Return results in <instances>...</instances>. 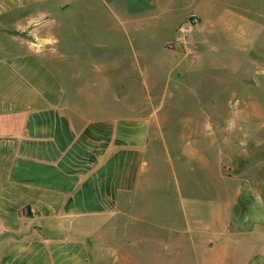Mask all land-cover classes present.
<instances>
[{
	"label": "crops",
	"instance_id": "crops-1",
	"mask_svg": "<svg viewBox=\"0 0 264 264\" xmlns=\"http://www.w3.org/2000/svg\"><path fill=\"white\" fill-rule=\"evenodd\" d=\"M179 1L0 0V18L27 15L12 26L25 35L0 37V264H97L83 224L117 215L145 193L147 156L160 144L168 146L161 124L169 121L156 117V102L186 58L154 51L145 63L152 71L151 83L143 76L141 84L138 78L145 99L126 103L130 97L125 96L119 105L116 95L101 115L76 111L68 101L67 82L46 60L56 49L61 72H83L79 50L92 52L101 45L85 21L96 17L94 3L128 32L140 29L138 23L155 12L180 10ZM183 1L190 9L202 2L209 12L222 4L224 15L212 23L211 33L221 36L222 29L235 36L234 45H250L248 56L240 59L249 62V72H235L240 84L227 106L239 110L233 127L237 149L213 177L207 165L183 168L186 200L181 196L180 209L183 191L178 168L172 166L176 195L160 201L170 204L172 214L176 206L177 214L167 230L154 235L152 249L139 244L136 264H264V101L255 91L264 85V27L234 19L229 0ZM190 9L197 15V9ZM110 45L119 43L112 38ZM195 50L203 62L205 40L195 38ZM115 61L118 56L113 68ZM180 70L177 79L189 69ZM210 178L219 187L215 200L199 196L206 193ZM160 225L165 227L166 221L160 219Z\"/></svg>",
	"mask_w": 264,
	"mask_h": 264
},
{
	"label": "rangeland",
	"instance_id": "rangeland-1",
	"mask_svg": "<svg viewBox=\"0 0 264 264\" xmlns=\"http://www.w3.org/2000/svg\"><path fill=\"white\" fill-rule=\"evenodd\" d=\"M203 1L207 2V0ZM229 1L231 2L229 7L236 12L234 19L238 18V21L244 23L243 18H246L264 27V0ZM93 5L98 7L97 10H92V15L94 16L95 12L96 17L91 19L89 15L85 21H87L86 24L93 26L92 37H97L101 45H98L97 49L92 52L79 50L81 59L78 67L83 72H72V69L71 72H61L56 49L54 54L46 60L55 71L54 73L67 82L69 90V98H67L77 107L76 111L101 115L106 111L107 101L116 95L120 98L116 103L119 105L125 96L130 97L126 103L139 101L138 96H141L140 100H143L146 96V89L142 90V78L145 76L146 82L149 83L152 80V76H148V72H152L151 68H146L145 65L149 55L159 51L170 54L176 60L186 58L184 64H181L179 70L172 75L173 81H167V88L156 102V117L162 119L165 116L169 121L168 124H161L168 146L160 144L153 155L147 156L149 167L145 173V193L142 192L141 198L135 199L119 214L83 224L84 230L90 234L87 238L95 249L94 256L97 264H136L139 257V244L152 249L155 245L154 235L167 230L172 216L177 214L175 204H173L174 214H172L170 204L160 201L165 196L176 195L172 166L178 168L180 189L183 191L178 197L177 206L180 209V198L181 196L184 199L186 197L183 187L186 178L181 172L183 168L192 169L207 165L213 177L212 174H216L219 169L227 166L236 151L238 141L233 135V127L239 110L227 106L233 99L234 88L240 84L235 77V72H249V62L240 59L248 56L250 45L249 43L243 46L234 45L235 36H230L229 32L221 31L222 29L220 30L221 36L211 33L212 23L224 15L221 11L222 4L217 6L218 9L213 12H209L202 2L199 6L196 3V6L192 7V9H197L198 16H195L200 20L192 33L193 50L197 62H192L182 49L171 48L178 36L179 27L192 16L191 12H188L190 6L185 7L186 3L183 0L178 3L177 8L180 10L155 12L138 23L140 29L137 28L135 31L129 28L128 32L123 29V24L114 15L98 3ZM26 16L24 12H18L0 18V37H5L6 33L25 35L24 31L13 29L12 26L14 21H25ZM48 17L46 20L51 19L50 16ZM85 21L83 19V24ZM84 26L82 28L83 38L86 30V25ZM106 26H112L113 29L109 30ZM198 37L205 40L207 47L206 59L201 63L199 52L195 50V38ZM112 38L119 43V45H114L117 46L115 52L113 45H110ZM238 48L242 51L235 52L234 49ZM114 55L118 56V61H115L117 68L112 67ZM73 63L69 62L70 67ZM183 68L189 70L183 72L182 77L177 79L175 74L180 73V69ZM122 72L126 75L115 76ZM80 73L82 75L78 77L77 74ZM138 78L141 84L138 83ZM247 83L249 88L251 86L249 78ZM176 84L177 90L175 89ZM261 86H263L261 89L255 88V91L264 101V85ZM137 91H140V94H137ZM249 95L250 92L245 94L247 97ZM127 110L134 111L131 108ZM250 112L252 111L247 110L248 118L251 116ZM154 131H158L157 125ZM161 183L164 185L160 186ZM140 185L139 183L138 193L141 194ZM218 188L217 180L210 178L206 193L204 196L200 194L199 196L215 200L219 194ZM210 213L211 209L209 217L212 216ZM176 217L178 218L176 221L185 229L184 221L179 216ZM160 219L166 221L165 227L160 225ZM197 255L202 256L200 253Z\"/></svg>",
	"mask_w": 264,
	"mask_h": 264
},
{
	"label": "built area",
	"instance_id": "built-area-1",
	"mask_svg": "<svg viewBox=\"0 0 264 264\" xmlns=\"http://www.w3.org/2000/svg\"><path fill=\"white\" fill-rule=\"evenodd\" d=\"M200 22L199 18L192 15L186 22H184L178 29V36L176 41L172 43L171 48L182 49L184 54L190 58L192 62H197L196 54L194 53V41L192 33ZM178 45V46H177Z\"/></svg>",
	"mask_w": 264,
	"mask_h": 264
}]
</instances>
